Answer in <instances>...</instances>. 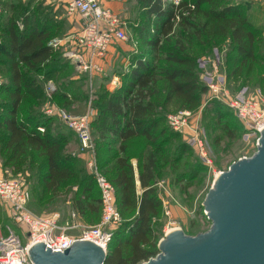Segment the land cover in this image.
<instances>
[{
    "label": "rangeland",
    "instance_id": "374dc122",
    "mask_svg": "<svg viewBox=\"0 0 264 264\" xmlns=\"http://www.w3.org/2000/svg\"><path fill=\"white\" fill-rule=\"evenodd\" d=\"M35 1L40 3V0ZM61 2L55 11L58 18L52 17L50 24H45L51 29V40L77 32L82 23L80 16L68 13ZM223 3L241 4L252 27H257V62L252 68L245 65L237 69V64L233 62L235 49L228 34L208 36L192 26L184 28L176 25L174 33L162 39L158 49H153L145 43V39L155 34L153 23L151 20L148 22L139 5L134 6V14H130V17H120L117 13L125 22L127 40L111 45V60L103 63L104 69L100 74L95 72L90 76L89 71L77 67L71 57L65 55V51L75 45L72 41H63L62 45L53 47L54 52L46 63L31 69L22 67L25 76L34 81L39 90L31 91L33 96H26L23 100L19 117L26 120L31 118L30 124L37 123L40 132L46 131L59 137L58 157L75 173L56 192L45 190L42 183L46 171L44 159L33 151H27L16 161L9 160L3 146L6 132L3 127L0 128V174L23 185L27 194V208L33 215H57L59 227L70 234H77L81 227L97 224L101 215L97 171L110 182L115 171V159L120 156L115 139L106 133L111 127L104 111V100L117 89L123 91L129 80L133 56L137 54L161 68L164 66V53L180 46L194 57L198 80L206 87L190 116L205 156H201L190 134L174 132L168 126L167 115L180 109L164 101V82L158 73L150 99L156 104V111L162 120L160 126L164 128V134L156 141L160 148L157 150L155 144L137 136L129 140L125 154L133 166L135 182L139 169L149 162V158H153V186L161 200L158 213L151 219L157 236V253L158 242L167 230L177 228L186 235H196L210 227L203 201L216 174L225 171L238 159L251 156L256 151L259 134L236 117L224 101L213 98L209 85L214 82L221 84L233 100L251 98L264 108V0H225L212 7L219 8ZM18 4L23 7L27 3ZM14 5L17 7V3ZM204 6L207 8V5ZM43 9L42 12L47 13L48 8ZM45 18L41 19L42 23H45ZM204 19L199 13L192 16L191 22L196 27ZM16 24L17 30L21 31L22 22ZM142 24L145 29L141 35H137ZM1 42H6V35L0 31ZM0 78L4 90L7 84L3 82L8 80L6 68H0ZM49 85L52 86L51 90ZM5 101L8 100L2 91L0 118L6 113L2 105ZM64 115L70 119L86 118L90 147L83 148ZM90 162L93 164L90 165ZM136 186L139 189L138 183ZM83 192H88L90 199L86 202L89 208L81 214L73 204ZM127 218L128 214L120 216L116 230L126 227ZM25 229L24 224L20 227L12 220L8 204L0 199V240L12 233L24 242Z\"/></svg>",
    "mask_w": 264,
    "mask_h": 264
},
{
    "label": "trees",
    "instance_id": "16d2710c",
    "mask_svg": "<svg viewBox=\"0 0 264 264\" xmlns=\"http://www.w3.org/2000/svg\"><path fill=\"white\" fill-rule=\"evenodd\" d=\"M135 1L148 22L151 20L153 23L155 34L145 39V43L153 49H158L162 39L174 33L176 25L184 28L192 26L208 36L228 34L235 49L233 62L238 70L245 65L252 68L257 62V27H252L241 4L223 3L219 8H213L212 5L225 0H179L177 4L170 0ZM30 11L28 6L16 7L13 4L6 8V12H0V31L6 35V42L0 43V68H6L8 72V80L3 82L7 84H3L4 90L1 88L2 81L0 85V93L3 91L8 100L2 104L6 113L0 118V128L3 127L6 132L3 146L8 159L16 161L27 151L42 157L46 167L43 187L56 192L63 182L75 175L74 170L58 157L60 139L46 131L40 132L37 123L30 124L31 118L19 117L23 100L26 96H33L31 91L39 90L37 84L25 76L22 67L31 69L46 63L54 52L53 47L48 45L51 29L45 25L50 21L45 18V23H42L41 19L45 16L38 7L41 18L37 14V20L33 18L32 22ZM199 13L205 19L195 27L191 18ZM20 21L22 29L18 31L16 23ZM144 29V24L139 26L137 35H141ZM163 61L164 66L157 68L136 54L123 91L117 89L104 100V111L111 127L106 133L115 139L120 154L115 159V171L110 177L115 205L120 216L129 215L126 227L112 234L105 264H139L157 253V236L151 219L158 213L161 200L153 186V158H149V162L139 169L138 189L133 166L125 154L129 140L137 136L155 144L157 150L160 148L156 141L164 134V128L160 126L162 120L156 111V104L150 99L157 73L164 82V101L177 105L180 110L191 111L206 91L198 80L194 57L183 47L166 51ZM89 197L88 192H83L75 201L73 206L78 213L83 214L89 208L86 203Z\"/></svg>",
    "mask_w": 264,
    "mask_h": 264
},
{
    "label": "built area",
    "instance_id": "2783aa9c",
    "mask_svg": "<svg viewBox=\"0 0 264 264\" xmlns=\"http://www.w3.org/2000/svg\"><path fill=\"white\" fill-rule=\"evenodd\" d=\"M70 14H78L82 23L77 32L66 35L64 38L52 39L48 45L57 47L74 42L72 49L66 50L65 55L70 56L77 67L100 74L103 71V60L114 42L127 40L125 22L113 10L103 7L98 0H61ZM177 4L179 0H171ZM1 85V78H0ZM213 93L211 96L233 110L236 117L246 122L250 128L260 134L264 127V108L256 100L248 98L237 101L230 98L221 84L209 85ZM49 89L52 86L49 85ZM222 92V94H221ZM47 111H50L47 109ZM191 111L177 110L167 115L168 126L175 132L188 133L194 145L200 150L201 156L205 153L198 131L190 118ZM68 125L76 132L83 148L91 146L87 121L84 116L70 119L64 115ZM93 163L90 162V165ZM95 165V164H94ZM96 173V172H95ZM100 189L101 215L94 226L81 227L77 234L67 233L58 225L57 215L38 217L27 208V194L23 185L15 180L5 178L0 174V199L10 208L12 220L21 227L26 226L25 240L21 242L17 235L9 234L0 240V264H33L28 249L38 241H44L51 251H63L74 241L84 239L93 241L106 252L112 234L117 229L120 213L115 205L114 187L98 171L96 177Z\"/></svg>",
    "mask_w": 264,
    "mask_h": 264
},
{
    "label": "water",
    "instance_id": "95a60500",
    "mask_svg": "<svg viewBox=\"0 0 264 264\" xmlns=\"http://www.w3.org/2000/svg\"><path fill=\"white\" fill-rule=\"evenodd\" d=\"M203 207L211 222L206 231L165 234L157 255L141 264H264V127L256 151L214 178ZM28 254L33 264H105L107 252L80 239L55 252L38 241Z\"/></svg>",
    "mask_w": 264,
    "mask_h": 264
},
{
    "label": "crops",
    "instance_id": "0c3cea01",
    "mask_svg": "<svg viewBox=\"0 0 264 264\" xmlns=\"http://www.w3.org/2000/svg\"><path fill=\"white\" fill-rule=\"evenodd\" d=\"M60 0H40V3H37L34 0H0V6H2V9L0 7V12H6V8L10 7L11 4L17 3V6H20V4L23 2L24 4L27 3L26 6L31 8L32 11H30V20L33 22V18L37 20V15L39 13V10L45 8L47 9V13L44 14V16L50 20L52 17L58 18V13H56V9L58 7V3ZM99 3L106 8H109L113 10L115 13H118L120 17H130V14H134V6L138 5L135 0H98ZM63 4V2H61ZM64 6V4H63ZM65 8V6H64ZM66 9V8H65ZM44 10V9H43ZM39 16L42 14H38ZM60 39V38H56ZM111 49L106 53L103 63L109 62L111 60ZM98 75V74H97ZM136 183H138V180H136Z\"/></svg>",
    "mask_w": 264,
    "mask_h": 264
},
{
    "label": "bare ground",
    "instance_id": "6f19581e",
    "mask_svg": "<svg viewBox=\"0 0 264 264\" xmlns=\"http://www.w3.org/2000/svg\"><path fill=\"white\" fill-rule=\"evenodd\" d=\"M219 173H220V172H219ZM219 173L216 174L215 178L218 176ZM175 229H177V228H175ZM175 229L172 228L171 230H167L168 232H167L166 234H168L169 232H171V231H173V230H175ZM106 252H107V251H106Z\"/></svg>",
    "mask_w": 264,
    "mask_h": 264
}]
</instances>
